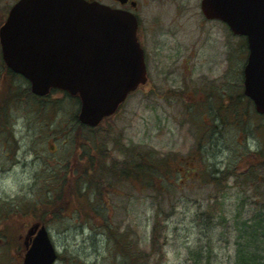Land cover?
Returning a JSON list of instances; mask_svg holds the SVG:
<instances>
[{
  "label": "rangeland",
  "instance_id": "rangeland-1",
  "mask_svg": "<svg viewBox=\"0 0 264 264\" xmlns=\"http://www.w3.org/2000/svg\"><path fill=\"white\" fill-rule=\"evenodd\" d=\"M200 1L151 0L142 7L157 67L113 118L112 137L135 148L137 159L139 153L172 158L163 196L157 176L145 191L119 177L109 178L115 188L108 191L89 183L94 169H86L87 155L109 165L125 157L114 139L77 129L79 100L64 91L26 98L28 80L8 74L0 59V105L7 89L22 90L0 110V264H22L21 233L38 216L56 248L54 264H131L137 251L147 250L146 264L236 263L237 248L248 241L245 220L261 211L264 222V114L243 93L245 38L206 19ZM65 177L70 187L81 184L83 196L75 191L76 201L60 215L47 214L46 202ZM8 225L16 237L7 243ZM258 246L264 255L263 236L253 238L257 253Z\"/></svg>",
  "mask_w": 264,
  "mask_h": 264
},
{
  "label": "water",
  "instance_id": "water-1",
  "mask_svg": "<svg viewBox=\"0 0 264 264\" xmlns=\"http://www.w3.org/2000/svg\"><path fill=\"white\" fill-rule=\"evenodd\" d=\"M201 9L247 37L244 93L264 114V0H202ZM137 26L134 15L96 2L21 0L0 28V42L4 61L34 93L57 87L78 94L79 119L94 126L147 81ZM35 229L23 264H53L58 254L47 227Z\"/></svg>",
  "mask_w": 264,
  "mask_h": 264
},
{
  "label": "trees",
  "instance_id": "trees-1",
  "mask_svg": "<svg viewBox=\"0 0 264 264\" xmlns=\"http://www.w3.org/2000/svg\"><path fill=\"white\" fill-rule=\"evenodd\" d=\"M9 74L11 76H15L17 74L13 73V71H9ZM8 92L6 94L5 99H2V104L0 105V110L6 105V103H8V101L10 99H14L16 95L21 94L22 90H19L17 92L13 91V92H9L10 89H7ZM58 90V89H57ZM53 91H56L55 89ZM26 98H32V99H40L41 97L36 96L29 88L25 89L24 91ZM23 94V93H22ZM237 97H233L234 102L238 101ZM237 100V101H236ZM248 100L250 101V104H252L251 99L248 98ZM226 119L227 116L225 115ZM74 119L76 121H78L77 118V113L74 116ZM78 126V127H77ZM76 127L81 128L83 127L82 124H78ZM114 126L113 123H109L108 125L103 124V125H98L97 127L91 128L89 131L92 132H96L98 131L101 136H103L104 138L106 136L111 137V139H114V141H117V138H113L112 135L114 134ZM77 133L75 134L76 138H77ZM83 136L86 138L85 132L83 134ZM89 146L90 143L86 141V143L83 145V147L86 149V153L89 150ZM116 150H119L121 152H123V154L125 155V157L121 160V161H117L114 160L112 162L113 165H109V164H105L102 163V161L104 160L102 156H99L98 159H93L90 155H87V160H86V169H94V175L92 173H90L93 178L89 179V183H92L93 181H95V183L97 185H101L104 188L107 187V191L110 188H115L114 183L109 181V178L111 177H119L121 179H126L128 180L131 184H136V182H139L141 185H143L142 189L140 191H145L149 188L150 185H152V181H156V176H157V182L161 185V189H159L158 191H156L157 189L155 188V191L161 195L162 193H164V188L163 183L164 181L166 182V174L168 175L169 172V162L172 160V158L166 157V160L163 161L162 158H156V157H151V158H144V156H142L140 153L138 155V159H137V154L136 153V149L133 147H127L124 142L122 140H119L118 142H116V146H115ZM102 155L105 156V149L104 151H101ZM148 156V155H146ZM106 157V156H105ZM104 157V158H105ZM108 157H111V154H108ZM73 165V163H72ZM95 166L97 168H95ZM75 167H78L75 166ZM67 173L70 172L68 170H66ZM101 175H100V174ZM96 175V176H95ZM108 175L105 179H103L102 177ZM95 176V177H94ZM213 177V180H216L217 178L214 177L213 175H211ZM90 178V177H89ZM75 183V182H74ZM157 186V185H155ZM167 186V185H166ZM76 192L77 196H83V191H82V187L80 183H76L74 184V187H70L69 186V178L65 177L62 179V186L60 188V190H58V193L56 194V196L53 198V200H47L46 202V213L49 214L48 212H50L52 216H58L63 212V209L65 206H69L72 201L75 202L76 200L73 199V194ZM158 198H160L158 196ZM57 203L60 204V206H57ZM77 203V202H76ZM55 204H56V208H55ZM79 204V202H78ZM79 207L83 208V204L80 205ZM39 206H35L34 212H37L39 210ZM161 208H158L156 211V219L153 223V228H152V233H151V237L150 239L152 240V242H156L157 238H158V234L160 232V228H161V224L160 221L158 219V216L161 215V213L159 212ZM45 208L43 209V213ZM162 210V209H161ZM163 211V210H162ZM206 214L211 213L210 210L205 211ZM262 213L261 211L257 212L256 214V219L253 218H249L246 219L245 222L243 223V226L241 228V231H243L242 235L244 237H246L248 239V241L245 243L244 246L237 248V259H236V263L235 264H264V255H260L259 254V246H258V253L257 250L253 249L252 247V240L254 237H258L261 239V236L264 237V222H263V218H262ZM38 220L36 222L39 223H45V219H43L41 216H38L37 218ZM7 226V225H6ZM9 226V225H8ZM11 229H10V228ZM6 229V232H9L7 234V236L5 234L2 233V235L6 238L7 243L10 242V238L12 237H16V235L13 232V229L11 226H9ZM113 232H111L112 234ZM20 233L17 234V236ZM21 235H26L25 233ZM123 235V234H122ZM26 239V237H24ZM24 239V251L26 249V242L28 240ZM28 239V236H27ZM116 242L119 243L120 240H118L116 238ZM12 245V244H11ZM127 246V245H126ZM123 249L126 250V247L124 246ZM24 253V252H23ZM150 252L145 251L144 253L142 251H137L134 256L131 258L132 260L130 261L131 264H146V258L148 256ZM145 261V262H144ZM130 264V263H129ZM193 264H199L197 260H195V262Z\"/></svg>",
  "mask_w": 264,
  "mask_h": 264
},
{
  "label": "flooded vegetation",
  "instance_id": "flooded-vegetation-1",
  "mask_svg": "<svg viewBox=\"0 0 264 264\" xmlns=\"http://www.w3.org/2000/svg\"><path fill=\"white\" fill-rule=\"evenodd\" d=\"M19 1H21V0H0V28L2 27V25L8 19V16H9L12 8L17 3H19ZM88 1H93V2H97V3H101V4H106V5L110 6V7L119 9L121 11H126V12H129V13H133L137 17L138 23H139L137 36H138V39H139L142 47L144 48L146 67H147V73H148V78H149L150 72L152 70L154 71V68L156 69L157 65H152V60H151V57H150V53H152V52H149L148 47H147V38H148L149 31H148V29L145 28L144 23H142L141 12L143 11L142 7L145 4H147L148 2H149L148 3V5H149L151 0H88ZM151 26H154V25L152 24ZM0 59L3 61L4 70H6V72L9 74V71L11 72L12 70L9 67H7V65L4 63L3 55H2V51H1V44H0ZM133 93L134 92H130L128 94L126 100H128L129 97ZM126 100L123 103H121V107L118 108L119 110L126 104V102H127ZM119 110H118V112H119ZM113 118L114 117L111 116V117H108V118L104 119L101 125H103V124L108 125L109 123H113L114 122ZM187 162L188 161H186L185 163H187ZM184 167H181V169H184ZM187 169H189V168L187 167ZM181 172H182V170H181ZM189 173H190V171H188L186 173V177L189 175Z\"/></svg>",
  "mask_w": 264,
  "mask_h": 264
}]
</instances>
